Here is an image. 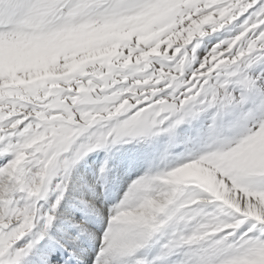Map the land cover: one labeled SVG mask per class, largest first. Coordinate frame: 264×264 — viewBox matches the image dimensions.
Here are the masks:
<instances>
[{"label": "snow or ice", "instance_id": "snow-or-ice-1", "mask_svg": "<svg viewBox=\"0 0 264 264\" xmlns=\"http://www.w3.org/2000/svg\"><path fill=\"white\" fill-rule=\"evenodd\" d=\"M0 264H264V0H0Z\"/></svg>", "mask_w": 264, "mask_h": 264}]
</instances>
